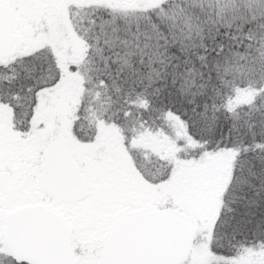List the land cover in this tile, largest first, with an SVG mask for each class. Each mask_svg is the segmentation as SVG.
<instances>
[{"label": "snow or ice", "instance_id": "obj_1", "mask_svg": "<svg viewBox=\"0 0 264 264\" xmlns=\"http://www.w3.org/2000/svg\"><path fill=\"white\" fill-rule=\"evenodd\" d=\"M0 264H264V0H0Z\"/></svg>", "mask_w": 264, "mask_h": 264}]
</instances>
